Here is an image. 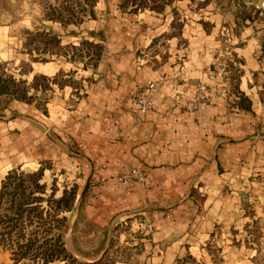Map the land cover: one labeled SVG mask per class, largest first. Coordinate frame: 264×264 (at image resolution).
<instances>
[{"label":"crops","instance_id":"1","mask_svg":"<svg viewBox=\"0 0 264 264\" xmlns=\"http://www.w3.org/2000/svg\"><path fill=\"white\" fill-rule=\"evenodd\" d=\"M175 1L127 11L103 0L79 21L45 18L54 43L1 38L0 66L12 67L0 92V181L40 168L55 196L73 186L63 242L86 228L106 251L122 226L134 264H246L248 221L264 207L257 0ZM147 79L141 112L131 95ZM198 81L206 103L183 108ZM131 168L143 179H119Z\"/></svg>","mask_w":264,"mask_h":264},{"label":"trees","instance_id":"2","mask_svg":"<svg viewBox=\"0 0 264 264\" xmlns=\"http://www.w3.org/2000/svg\"><path fill=\"white\" fill-rule=\"evenodd\" d=\"M144 3L149 8L159 9L155 5H150V0L148 3L145 0H118L117 2L120 7L127 8V11L140 9ZM78 10L81 12L84 9L80 7ZM86 14L91 15L92 9H88ZM81 17V15L76 16L72 20L79 21ZM47 18L56 19L62 23L70 20L56 13H50ZM46 41L54 43L56 39L49 35ZM7 90V85L0 79V92H7ZM41 177L40 168L29 174H23L14 169L8 171L0 181V198H4L8 203L5 208L6 213L0 215V224L3 227L0 230V242H4L5 248L10 250V258L14 262L29 258L37 264H48L56 260L63 261V264H109L105 263L103 256L92 260L77 259L65 248L62 240V233L67 222L65 211L73 207L74 188L73 186L64 187L61 193L55 196L53 182L47 185ZM14 178L16 183L11 190L1 191L2 188L7 189ZM27 187H29L28 191H26ZM31 221L36 222V228H32L26 234L23 229L26 223ZM14 231L17 234L12 238Z\"/></svg>","mask_w":264,"mask_h":264},{"label":"rangeland","instance_id":"3","mask_svg":"<svg viewBox=\"0 0 264 264\" xmlns=\"http://www.w3.org/2000/svg\"><path fill=\"white\" fill-rule=\"evenodd\" d=\"M102 1L103 0H0V40L4 35H15L21 39L20 41L29 40L37 42L39 39H45L46 41V39H49V35L40 29V25L46 22L45 18H47L50 13L60 14L62 18H69L72 20L76 16H85L86 11L91 9V6L94 4L95 9L97 10ZM112 1L116 4L118 2V0ZM145 1L148 3L149 0ZM150 1V5H155V7L159 8L154 10H161L168 7L169 3L176 2L175 0ZM143 5L144 6H142V8L152 9L145 3ZM80 7L84 9L81 12L78 10ZM5 40L7 39L4 38V41ZM7 44L8 43L3 45V47L7 48ZM17 47H22V44L17 45ZM6 60L7 59H4L3 62H1V66L6 70L1 69L0 66V78L5 81L7 78V70L12 67V64ZM23 65V68H25L26 65ZM22 166L23 167L21 168H24L25 170L32 167L31 164ZM48 174L49 172L45 171V179H47ZM14 183H16L15 178L8 184L9 186L7 189L2 188L1 191L4 192L8 189L11 190ZM28 190L29 187L26 188V191ZM7 205L8 203L6 200L4 198H0V215L6 213L5 208ZM254 210L253 213H255L256 216L252 218V220L248 221L249 223L247 225L249 234L246 237V244L249 245L252 250L250 251L248 260H246V264H264V207H256ZM35 226L36 222L31 221L30 223H26L23 230L27 234L28 231L32 230V228H36ZM1 229H3L2 224H0V230ZM121 230H125L124 232L127 233L126 227L121 226L118 234L116 232L112 237H110L107 249L101 255L104 257L105 263L121 264L120 261H122L126 262V264H134L135 249L124 243V238L120 236ZM87 232L86 228H81L80 233L76 235H71V237L68 233H65L64 235L63 245L77 259L92 260V257L96 258L101 253L100 248L103 244L102 242L104 238H102V240H98L94 236H88L86 234ZM130 233H132L133 239L135 230H131ZM16 234L17 233L14 231L11 237L14 238ZM4 245V242H0V247ZM4 249L5 251L1 254L3 258L0 260L6 258V264H37L36 261H32L29 258H23L14 262L10 258V250L5 248V246ZM48 264H63V261L56 260Z\"/></svg>","mask_w":264,"mask_h":264},{"label":"built area","instance_id":"4","mask_svg":"<svg viewBox=\"0 0 264 264\" xmlns=\"http://www.w3.org/2000/svg\"><path fill=\"white\" fill-rule=\"evenodd\" d=\"M254 9L256 15L260 18L261 23L264 26V0H257L254 3ZM155 82L151 79L145 80L141 85H139L136 90L132 93L131 99L135 103L136 108L144 112L148 110L151 106L152 100V90ZM207 96L205 94V85L203 82L198 81L194 88V93L189 97L183 104V108L188 110H194L199 105L206 103ZM143 173L136 168H131L130 170L122 173L119 179L125 181L130 178L137 180L143 179Z\"/></svg>","mask_w":264,"mask_h":264},{"label":"water","instance_id":"5","mask_svg":"<svg viewBox=\"0 0 264 264\" xmlns=\"http://www.w3.org/2000/svg\"><path fill=\"white\" fill-rule=\"evenodd\" d=\"M103 252H104V250H102L101 253L96 258L100 257Z\"/></svg>","mask_w":264,"mask_h":264}]
</instances>
